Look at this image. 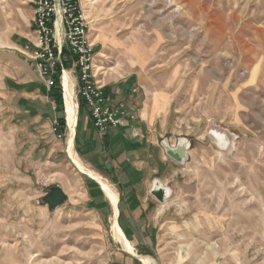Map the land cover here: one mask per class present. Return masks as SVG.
<instances>
[{
    "label": "rangeland",
    "instance_id": "1",
    "mask_svg": "<svg viewBox=\"0 0 264 264\" xmlns=\"http://www.w3.org/2000/svg\"><path fill=\"white\" fill-rule=\"evenodd\" d=\"M32 17L29 0H0V264H109L127 249L111 231L112 204L83 202L89 175L68 158L65 102L58 113L22 52ZM87 18L98 80L143 77L172 91L168 130L192 141L167 225L150 227L151 244L135 254L153 264H264V0H91ZM214 126L239 136L232 152L215 146ZM53 185L68 198L52 212L38 201Z\"/></svg>",
    "mask_w": 264,
    "mask_h": 264
},
{
    "label": "crops",
    "instance_id": "2",
    "mask_svg": "<svg viewBox=\"0 0 264 264\" xmlns=\"http://www.w3.org/2000/svg\"><path fill=\"white\" fill-rule=\"evenodd\" d=\"M98 81L105 87L110 104H125L135 119L128 117L122 126L112 127L102 136L95 128L88 109L83 115L80 129L81 111L78 114L74 148L80 151L86 167L97 173L116 192L117 224L132 248L149 246L151 237L148 233L152 231L149 228L162 227L163 223L167 225L166 209L176 190L173 181L180 173L178 168H182L165 155L161 146L165 138L172 145L177 139V136H172L173 131L168 130L172 124L173 93L163 87L152 90L145 85L143 77L134 86L120 81ZM95 182L87 177L83 202L89 204L95 201L105 208L110 202L102 192L101 185L96 182L100 185L98 187ZM158 184L172 190L165 203H160L152 195L154 186ZM141 257L118 249L112 253L109 264H144Z\"/></svg>",
    "mask_w": 264,
    "mask_h": 264
},
{
    "label": "built area",
    "instance_id": "3",
    "mask_svg": "<svg viewBox=\"0 0 264 264\" xmlns=\"http://www.w3.org/2000/svg\"><path fill=\"white\" fill-rule=\"evenodd\" d=\"M33 9L32 39L24 46L46 90L51 92L58 83L64 101V79L69 73L74 80L76 101L90 111L95 128L104 136L112 127L124 124L130 115L125 104L112 106L105 87L98 81L97 45L92 42L91 23L86 16L84 0H29ZM59 122L53 124L58 139Z\"/></svg>",
    "mask_w": 264,
    "mask_h": 264
},
{
    "label": "bare ground",
    "instance_id": "4",
    "mask_svg": "<svg viewBox=\"0 0 264 264\" xmlns=\"http://www.w3.org/2000/svg\"><path fill=\"white\" fill-rule=\"evenodd\" d=\"M91 0H85L84 5L86 7V16L88 17L89 14V8H90ZM92 29V27H91ZM101 56V54H99ZM97 59V58H96ZM97 69V65H96ZM98 71V70H97ZM99 72V71H98ZM64 87H65V114L67 119V130H68V138H67V148H68V158L70 161L75 165V167L82 173H85L89 175L92 179L99 182L101 185L103 191L105 192V195L107 196L108 200L113 206V222L111 231L114 233V236H116L118 239H120L123 244L125 245V248L129 251V253L135 254L134 249L129 244V242L126 240L121 228L117 224V216H118V210H117V204L118 199L116 196V192H113V189L109 187V185L95 172L89 170L86 167V164L81 161L80 157L74 150V139L76 134V128L78 125V103L76 101V90L74 85V80L71 78L69 73H66L65 79H64ZM217 137L222 138V135L218 132H213ZM168 194L172 193L171 189H167ZM113 236V235H112ZM117 241V239H116ZM141 261H143L144 264H153L150 259L141 257Z\"/></svg>",
    "mask_w": 264,
    "mask_h": 264
},
{
    "label": "water",
    "instance_id": "5",
    "mask_svg": "<svg viewBox=\"0 0 264 264\" xmlns=\"http://www.w3.org/2000/svg\"><path fill=\"white\" fill-rule=\"evenodd\" d=\"M213 132H218L222 135V138L217 137ZM209 136L213 140L215 146L221 152H232L239 136L234 135L233 138L228 133L215 128L209 132ZM191 140L187 137H180L177 139V145L172 146L169 139L165 138L162 140L161 146L165 152V155L173 162L180 166H185L190 159V150L192 147ZM152 195L160 203H165L167 198L170 196L168 190L162 185H155L152 190ZM67 194L63 188L59 185L48 186L44 189L43 196L39 199V203L48 206L50 211H55L61 205L67 201Z\"/></svg>",
    "mask_w": 264,
    "mask_h": 264
},
{
    "label": "trees",
    "instance_id": "6",
    "mask_svg": "<svg viewBox=\"0 0 264 264\" xmlns=\"http://www.w3.org/2000/svg\"><path fill=\"white\" fill-rule=\"evenodd\" d=\"M50 94H51L50 95L51 100L54 101L56 104V111L58 113L61 112L63 114L64 113V101H63V97H62V93H61V86L59 83L55 88H53L51 90ZM83 108H86V106H85V103L83 101H81L79 113H81ZM58 122H59L58 133L59 134H65L66 122H65L64 116L59 117Z\"/></svg>",
    "mask_w": 264,
    "mask_h": 264
}]
</instances>
